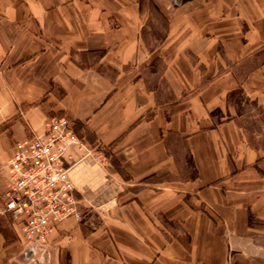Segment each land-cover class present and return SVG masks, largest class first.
Here are the masks:
<instances>
[{
    "label": "crops",
    "instance_id": "1",
    "mask_svg": "<svg viewBox=\"0 0 264 264\" xmlns=\"http://www.w3.org/2000/svg\"><path fill=\"white\" fill-rule=\"evenodd\" d=\"M55 117L106 161L66 149L81 217L31 260L3 211L6 164ZM251 119L264 0H0V264H264Z\"/></svg>",
    "mask_w": 264,
    "mask_h": 264
},
{
    "label": "built area",
    "instance_id": "2",
    "mask_svg": "<svg viewBox=\"0 0 264 264\" xmlns=\"http://www.w3.org/2000/svg\"><path fill=\"white\" fill-rule=\"evenodd\" d=\"M71 146L84 150L86 155L92 153L85 149L69 121L51 118L41 134L15 143L6 164L9 187L2 196L3 211L18 221L26 255L31 260L45 254L54 227L81 217L79 201L62 161ZM93 158L100 163L106 161L96 153Z\"/></svg>",
    "mask_w": 264,
    "mask_h": 264
},
{
    "label": "rangeland",
    "instance_id": "3",
    "mask_svg": "<svg viewBox=\"0 0 264 264\" xmlns=\"http://www.w3.org/2000/svg\"><path fill=\"white\" fill-rule=\"evenodd\" d=\"M145 5L146 6H150L149 4H148V2H146L145 1ZM151 7V6H150ZM151 9V8H150ZM150 11H152V9L150 10ZM151 17L152 18H154V20L152 19L151 21H149L150 23V27L151 28H154V27H157V29L159 28L160 29V32H157V36L158 35H160V34H162L163 33V22H162V20H160L159 18H158V16L157 15H155V14H152L151 15ZM157 19H159L160 21V23H157ZM259 123H263L264 124V120H262V119H260L259 121H257V122H255L253 119H251V120H246V127L248 128V130H253V129H260L261 127L259 126ZM260 145H263L264 146V141H262V142H258ZM185 152V151H184ZM184 154V153H183ZM184 156V155H183ZM184 158L185 157H183V161H184Z\"/></svg>",
    "mask_w": 264,
    "mask_h": 264
}]
</instances>
